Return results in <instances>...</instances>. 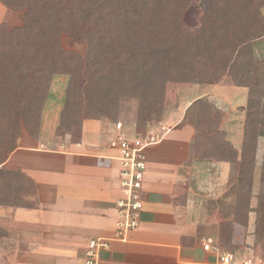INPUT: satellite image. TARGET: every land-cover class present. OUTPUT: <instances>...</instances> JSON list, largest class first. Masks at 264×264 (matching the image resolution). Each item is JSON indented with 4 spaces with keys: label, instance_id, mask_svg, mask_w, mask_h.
<instances>
[{
    "label": "trees",
    "instance_id": "trees-1",
    "mask_svg": "<svg viewBox=\"0 0 264 264\" xmlns=\"http://www.w3.org/2000/svg\"><path fill=\"white\" fill-rule=\"evenodd\" d=\"M191 3L200 15L198 25L188 29L183 14ZM0 4L21 13L19 27L0 23V205L21 207L34 192L29 178L3 164L22 131L38 136L54 77H68L57 132L73 142L80 140L84 116L116 117L121 94L137 103L135 132L143 134L152 116H161L167 86L217 84L227 77L231 86L246 89L239 151L220 129L221 111L205 98L187 106L181 124L193 130L190 158L238 168L233 219L221 225L219 250L229 247L225 240L230 241L233 224L246 227L249 212L255 213L254 244L264 239V146L260 192L250 209L257 143L264 142V59H253L252 52L254 43L264 41V0ZM63 37L83 44L82 55L64 49Z\"/></svg>",
    "mask_w": 264,
    "mask_h": 264
},
{
    "label": "crops",
    "instance_id": "crops-1",
    "mask_svg": "<svg viewBox=\"0 0 264 264\" xmlns=\"http://www.w3.org/2000/svg\"><path fill=\"white\" fill-rule=\"evenodd\" d=\"M226 88L234 87L230 83L179 87L177 100L180 91L188 92L185 103L176 101L168 114V120L176 122L170 127L161 123L167 132L145 151L140 224L124 240H114V203L122 192L114 152L106 144L118 131L115 125L121 123L95 127L92 121L85 122L77 142L69 136L49 138L43 128L35 140L21 136L3 166L29 178L34 192L21 207L0 205V264H84L87 243L99 238L109 242L99 255V264H218V255L227 251L219 250L217 222L233 219L235 200L222 195L234 178L235 164L198 163L190 158L193 130L181 121L187 106L200 98L207 99L222 116L233 108L244 114L246 92L245 100L234 105L224 98ZM223 125L220 129L229 143L232 130ZM184 127L191 133L183 140L165 138L172 129ZM234 149L239 151L240 146ZM254 221L255 213L249 212L245 228L233 224L229 243L241 245L242 260L252 252ZM205 243L208 251L202 248Z\"/></svg>",
    "mask_w": 264,
    "mask_h": 264
},
{
    "label": "rangeland",
    "instance_id": "rangeland-1",
    "mask_svg": "<svg viewBox=\"0 0 264 264\" xmlns=\"http://www.w3.org/2000/svg\"><path fill=\"white\" fill-rule=\"evenodd\" d=\"M262 14L264 16V9L261 10ZM20 14L19 12H13L11 9H6L0 4V23H5L10 29L11 27H19L21 25L20 20ZM200 15L199 7L196 3L189 4L188 8L185 10L183 14V23L188 29H193L198 25V17ZM62 46L66 50L75 51L78 54L82 55L84 51V45L81 43H77L75 41L69 40L67 37L62 38L61 42ZM255 44V45H254ZM253 44L252 52H253V59L255 60H263L264 59V41H258ZM68 77L67 76H56L52 80L51 88H50V94L48 97V100L45 104V108L42 112V121L40 125V131L36 138L41 136V130L43 128L44 134L47 135L49 138L52 137H61V135L58 134V124L59 119L61 115V111L64 105L65 100V89L67 86ZM229 84V79L227 77H223L218 81L217 84ZM181 85H174L170 84L169 87L166 88V98H165V105L163 107V112L161 116L158 118L155 115L152 116V119L147 122L145 126V130L155 129V127H158L161 125V123H166L169 127L174 125L176 122V119H169L168 120V114L171 112L172 107H175L177 105L176 101L185 103L184 99L188 92H182L180 91L178 93V99L177 100V90L179 89ZM203 90H206V87ZM245 92L246 90L243 88H226L224 98L229 103L240 104L245 100ZM169 93V97H168ZM121 99L119 105L120 108L118 109V115L116 117H113V114H111V117H105V118H99L98 121L94 120V116H84L82 123L85 122H91L95 127H103L104 124H111L113 122H120L121 123V129L119 131H116V133H122L127 137H133L135 134V113L137 108V103L135 100L127 96L126 94H121ZM175 103V104H174ZM182 106L184 104H181ZM180 107V106H179ZM84 108H86L84 106ZM227 108V107H226ZM117 112V110H115ZM113 113V112H111ZM243 113H240L238 109L234 108L232 109L231 113L223 114L221 123H224V128L229 131V129L232 130V136L230 135L228 140L230 141L232 146L234 148L239 149L240 141H241V134H242V123H243ZM103 131V128H102ZM191 133V129L189 127H184L183 129L176 130L172 129L169 131L165 138H174L176 140H183L186 137L189 136ZM231 134V132H230ZM21 136H28L31 139H36L34 137H31L27 135L24 131H22ZM19 138V139H20ZM62 139V137H61ZM19 142V140H18ZM18 144V143H17ZM108 144V141L107 143ZM263 146L264 142L262 140H259L257 143V150H256V156H255V165H254V172L252 176V188H251V199H250V205L252 206L253 210L256 208L257 204V198L260 192V182H259V172L261 168V158H262V152H263ZM199 163V161H198ZM237 165H233V170L235 171L234 178L231 177V184L230 186L227 184L226 188L224 189V195H222L223 199H228L230 197V200H235L236 197V182H237ZM221 198V199H222ZM227 221H220L217 222V224L221 225L226 223ZM216 222H214L212 225L215 226ZM218 227V225H216ZM248 230V229H247ZM247 234V233H246ZM219 242V238H218ZM225 242H230L226 241ZM229 247H227L226 253L232 254V256H235L242 260L241 256H239V253L243 251L242 249H239L241 247L240 244L233 245L231 243H228ZM246 243H243L245 245ZM252 252L249 253V255L244 258H253V259H261L264 261V239L260 241L257 244L253 243Z\"/></svg>",
    "mask_w": 264,
    "mask_h": 264
},
{
    "label": "built area",
    "instance_id": "built-area-1",
    "mask_svg": "<svg viewBox=\"0 0 264 264\" xmlns=\"http://www.w3.org/2000/svg\"><path fill=\"white\" fill-rule=\"evenodd\" d=\"M119 131L120 124L115 125ZM167 129L163 125L155 129L145 130L143 134L135 132L133 137L116 133L108 142V147L114 152L113 160L118 165V185L122 196L115 200L117 220L114 240H124L129 232L137 230L143 211L141 198L142 184L147 169L145 151L159 143ZM108 240L91 239L83 253L84 264H99V255L108 249ZM203 250L208 251V244H203ZM218 264H264L261 259L247 258L235 263L233 256L228 253L218 255Z\"/></svg>",
    "mask_w": 264,
    "mask_h": 264
}]
</instances>
